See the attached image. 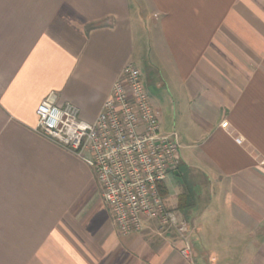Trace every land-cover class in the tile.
I'll list each match as a JSON object with an SVG mask.
<instances>
[{"label": "crops", "instance_id": "0c3cea01", "mask_svg": "<svg viewBox=\"0 0 264 264\" xmlns=\"http://www.w3.org/2000/svg\"><path fill=\"white\" fill-rule=\"evenodd\" d=\"M129 62L180 136L164 198L191 260L158 220L120 234L93 169L35 130L51 93L94 120ZM0 264H264V0H0Z\"/></svg>", "mask_w": 264, "mask_h": 264}, {"label": "built area", "instance_id": "2783aa9c", "mask_svg": "<svg viewBox=\"0 0 264 264\" xmlns=\"http://www.w3.org/2000/svg\"><path fill=\"white\" fill-rule=\"evenodd\" d=\"M36 114V131L73 151L93 169L120 234L138 233L146 221L158 220L181 237L183 257L193 258L192 227L161 193V185L181 162L180 136L162 130L138 65H125L92 121L82 119L75 104H58L53 93L39 103Z\"/></svg>", "mask_w": 264, "mask_h": 264}, {"label": "rangeland", "instance_id": "374dc122", "mask_svg": "<svg viewBox=\"0 0 264 264\" xmlns=\"http://www.w3.org/2000/svg\"><path fill=\"white\" fill-rule=\"evenodd\" d=\"M74 153V152H73ZM75 154V153H74ZM75 156H77L78 157V155L77 154H75ZM80 158V157H79ZM81 159V158H80ZM81 161H84V160H82L81 159ZM86 163V162H85ZM89 169H91L92 170V168L91 167H89ZM166 183H167V185L169 186V188H170V190H171V175L166 179ZM98 184V183H97Z\"/></svg>", "mask_w": 264, "mask_h": 264}, {"label": "trees", "instance_id": "16d2710c", "mask_svg": "<svg viewBox=\"0 0 264 264\" xmlns=\"http://www.w3.org/2000/svg\"><path fill=\"white\" fill-rule=\"evenodd\" d=\"M161 193H162L163 197H165L168 193V190H167L166 186L164 185V183L161 185Z\"/></svg>", "mask_w": 264, "mask_h": 264}]
</instances>
